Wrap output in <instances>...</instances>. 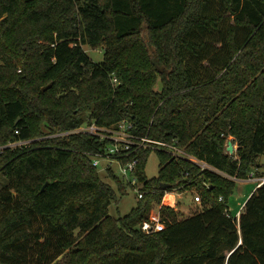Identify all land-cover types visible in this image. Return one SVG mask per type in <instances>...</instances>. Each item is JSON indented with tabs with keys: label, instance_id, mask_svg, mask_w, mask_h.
<instances>
[{
	"label": "trees",
	"instance_id": "1",
	"mask_svg": "<svg viewBox=\"0 0 264 264\" xmlns=\"http://www.w3.org/2000/svg\"><path fill=\"white\" fill-rule=\"evenodd\" d=\"M85 46L104 48V60ZM125 120L226 176L140 150L130 157L147 194L110 215L128 189L92 165L103 143L46 137ZM33 139L0 151V264H264V184L239 219L225 212L229 177L248 179L264 155V0H0V146ZM152 153L160 168L149 179ZM174 190L196 192L205 208L180 218L164 206L165 229L145 234Z\"/></svg>",
	"mask_w": 264,
	"mask_h": 264
},
{
	"label": "built area",
	"instance_id": "2",
	"mask_svg": "<svg viewBox=\"0 0 264 264\" xmlns=\"http://www.w3.org/2000/svg\"><path fill=\"white\" fill-rule=\"evenodd\" d=\"M114 82L116 83L117 80H114ZM133 128L134 125L126 120L112 126L99 125L96 121H92L86 122L85 124L71 131L49 135L46 138H49L50 136H64L69 134H85L96 138L97 141L103 143V145L98 150L90 154L92 158V165L99 170L101 161L106 160L109 164L105 167V172L107 173L109 170H112L115 175H117V177L126 185L127 189H132L135 192L137 201L143 199L147 194V191L145 190V183L140 180L138 174V167L141 163V160L137 156L132 158L130 156L140 150L150 149L154 152H166L174 157L192 162L193 164L199 166L202 171L210 170L225 175L221 171L208 165L205 161L199 160L198 158L188 154L183 148L179 146L178 141L174 140L173 142H164L152 140L148 137H139L132 132ZM16 133L18 134V131ZM38 140L40 139L12 142L8 145L0 146V150L2 151L6 148L16 147L27 148ZM227 153L229 152L227 151ZM229 154L232 155L231 153ZM113 163L118 167V174H116L115 170L111 166ZM229 178L237 182L255 181L258 183V187L264 184V177L255 176V172L250 173L248 179L246 180H239L233 177ZM175 194L179 193L175 190L172 192L167 191L162 199V202L160 204H154L149 220L144 222L141 226V229L145 234L151 235L161 232L165 229L166 224L162 220L161 210L164 206L176 208V203H174L175 200L173 198V195ZM168 196L172 197L170 200L173 202H170V204L165 202V198ZM194 201L199 204L201 203L199 194L196 193ZM225 212L228 216L231 215L229 207H227ZM240 213L238 215V219L240 218Z\"/></svg>",
	"mask_w": 264,
	"mask_h": 264
},
{
	"label": "rangeland",
	"instance_id": "3",
	"mask_svg": "<svg viewBox=\"0 0 264 264\" xmlns=\"http://www.w3.org/2000/svg\"><path fill=\"white\" fill-rule=\"evenodd\" d=\"M84 49L87 55L95 63H101L104 60V48L102 47L92 48L90 46H85ZM160 87L161 86L159 83L157 86V89H159ZM83 115L84 116L88 115V112L83 113ZM229 141H232V140L229 139L228 142ZM235 148H238V146L235 145ZM258 163H259V167L254 170L255 176L261 175L262 177H264V155L259 156ZM108 164L109 163L106 160L101 161V166L99 168L100 177L103 181L115 187L113 180L107 177V174L104 170ZM111 166L115 170L116 174H118L119 171H118L117 165L113 163ZM159 168H160L159 156L156 153H152L148 159V163L146 166L147 177L149 179L157 177L159 173ZM3 180L4 179L0 175V187H1V182ZM257 187H258V183L255 181H238L237 182V184L233 188V191L228 197V207L233 217L238 218V215L243 210L246 201L249 199L252 193L257 189ZM179 194L181 196H177V202L175 205L180 210V218H187L191 216L192 214L205 208L201 204L194 201L196 192L185 191L184 193H179ZM170 199H172V197L168 196L166 198V201H167L166 203H169V204L170 202L172 203L173 201H171ZM136 205H137L136 194L132 189H128L126 194L118 193V199L117 201H114L112 203V205L109 208V212H110V215L114 217H123L127 215L128 213H130L131 210L135 208ZM66 258H67V254L63 256L62 258H60L61 259L60 262L65 263Z\"/></svg>",
	"mask_w": 264,
	"mask_h": 264
},
{
	"label": "water",
	"instance_id": "4",
	"mask_svg": "<svg viewBox=\"0 0 264 264\" xmlns=\"http://www.w3.org/2000/svg\"><path fill=\"white\" fill-rule=\"evenodd\" d=\"M51 87H52V83L47 85V86H45V87H43V91L45 92V91L49 90ZM227 150L231 154H233L235 152V146H234L232 141L228 142ZM170 187H171V185H169V184H163L162 185L163 189H169Z\"/></svg>",
	"mask_w": 264,
	"mask_h": 264
},
{
	"label": "crops",
	"instance_id": "5",
	"mask_svg": "<svg viewBox=\"0 0 264 264\" xmlns=\"http://www.w3.org/2000/svg\"><path fill=\"white\" fill-rule=\"evenodd\" d=\"M235 146V145H234ZM237 149V148H235ZM177 196H181L180 194H175L173 195V198L175 199V203L177 202ZM176 209L180 212V210L178 209V207L176 206Z\"/></svg>",
	"mask_w": 264,
	"mask_h": 264
},
{
	"label": "bare ground",
	"instance_id": "6",
	"mask_svg": "<svg viewBox=\"0 0 264 264\" xmlns=\"http://www.w3.org/2000/svg\"><path fill=\"white\" fill-rule=\"evenodd\" d=\"M166 198H167V197H166ZM166 198H165V202H167V201H166Z\"/></svg>",
	"mask_w": 264,
	"mask_h": 264
}]
</instances>
